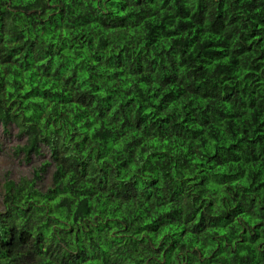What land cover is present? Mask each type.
Segmentation results:
<instances>
[{
    "label": "clouds",
    "instance_id": "obj_1",
    "mask_svg": "<svg viewBox=\"0 0 264 264\" xmlns=\"http://www.w3.org/2000/svg\"><path fill=\"white\" fill-rule=\"evenodd\" d=\"M0 264H264V0H0Z\"/></svg>",
    "mask_w": 264,
    "mask_h": 264
}]
</instances>
